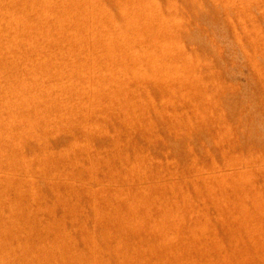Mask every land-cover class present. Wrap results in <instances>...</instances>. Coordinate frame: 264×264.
Listing matches in <instances>:
<instances>
[{"label":"bare ground","instance_id":"obj_1","mask_svg":"<svg viewBox=\"0 0 264 264\" xmlns=\"http://www.w3.org/2000/svg\"><path fill=\"white\" fill-rule=\"evenodd\" d=\"M230 1L248 26L250 0ZM183 8L0 0V264H113L118 248V264H264V179L254 173L262 160L232 127L239 115L223 119L240 102L214 100L223 83L212 66L217 34L191 46L202 26L187 25ZM249 26L238 40L264 39L257 22ZM256 67L259 86L264 67ZM221 164L228 169L219 173ZM130 241L131 251L120 247Z\"/></svg>","mask_w":264,"mask_h":264},{"label":"rangeland","instance_id":"obj_2","mask_svg":"<svg viewBox=\"0 0 264 264\" xmlns=\"http://www.w3.org/2000/svg\"><path fill=\"white\" fill-rule=\"evenodd\" d=\"M164 1V0H163ZM181 1V2H180ZM220 1V2H219ZM176 2L178 3V4H180V6L184 9V10H186V16H185V21H186V24L187 25H189V26H195V28H192V29H196V28H199V27H201L200 29L203 31L202 33H200V35H199V37L197 36V34L196 33H194V37H195V34H196V38L193 40V41H191L190 43L192 44L191 46H193V47H195V45H199L200 44V46L201 45H203V42L200 40V39H197V38H202V37H206V36H208L209 35V37H210V35H215V34H217V36H211L210 38H212V37H214V39H215V42H217L218 40H219V42H221V43H219V42H217V43H214L215 44V48L217 49V52L216 53H219L218 51H220V54L219 55H217L216 57H215V60H214V58H213V61H214V63L212 64V66L214 67V69L217 71V72H219V73H221L222 74V76H221V79H218V80H220L221 82L223 81V83H222V85L218 88V90H216V91H214V100H215V102L216 103H218V104H225V103H227L231 98H233V99H235L236 101L238 100V102H240V104H239V106L238 105H236V107L235 108H237V111H236V109H234L233 107H231V108H228V107H224L226 110L224 111V114H223V119L224 120H226L230 115H232V114H236L235 116L237 117V115H239L238 116V120H236V122H232V127L235 129V130H237L236 132L237 133H239V132H246V133H248V135L250 136V138L248 139V142L250 143V145L253 147V151H252V158H258V159H260V160H262L261 161V166L260 167H256V168H254V173H255V178L257 179V180H260V179H264V151H263V149H261V147L259 146V147H256V142L258 141V139L260 138V137H264V82L263 83H261L259 86H258V84H257V80H256V78L257 77H259V75H258V68L256 67V64L258 63H260V65L261 66H263L264 67V60H262V58L260 57V55H259V51H254V49H255V43H257L256 41L258 40H260V41H264V39H262V38H260L261 36H259L257 39H256V41L255 40H246V42H245V40H243V41H240V40H238V39H240V38H242V39H245V38H247V36H246V32L247 31H249V28H250V23L252 22V21H254V22H257L258 23V25H259V35H261V33L263 34L264 33V0H250L249 2H248V4L246 5V9H248V12L251 14V22L249 23L248 22V26H244V25H242V24H240V21L238 22V20H240L239 18L241 17V15H242V17H245V15H244V13H240L239 15L237 14V12H238V8H237V4L239 3V2H235L234 3V1L232 2V1H230V0H227V2L231 5V7H230V5L228 4V6H226V4L227 3H225V1L224 0H203L202 2H201V0H176ZM199 2V3H198ZM203 2H204V4H203ZM203 5H202V4ZM237 3V4H236ZM190 4H191V6H190ZM207 4V5H206ZM220 4V5H219ZM193 5V6H192ZM200 7H202V8H200ZM218 5V6H217ZM251 5V6H250ZM253 5V6H252ZM208 7V11L206 10V8ZM233 6V7H232ZM248 6H250V7H248ZM186 7H188V9H189V7L191 8V11H192V9H193V12H190L188 9H186ZM198 7H199V9H198ZM209 8H210V11H209ZM257 8V9H256ZM195 9H197V10H195ZM211 9H212V11H211ZM258 10V11H257ZM197 11V12H196ZM207 12V15L209 16H206L205 17V15L204 14H206V12ZM210 12V13H209ZM192 13V14H191ZM194 13V14H193ZM209 13V14H208ZM234 13H236V14H234ZM239 13V12H238ZM192 15V16H191ZM195 15V16H194ZM196 15H197V17H196ZM198 15H200V17L198 16ZM212 15V16H211ZM187 17V18H186ZM193 17H194V20H197L196 18H199L197 21V23L195 22V21H193ZM201 18H206V19H201ZM217 18V19H216ZM187 19H189L188 20V22H187ZM208 22H207V21ZM190 21H192V22H190ZM201 21V22H200ZM189 22H190V24H189ZM202 23V24H200V23ZM45 23V25L42 23L41 24V28L44 26V28L43 29H45L46 27H47V22H44ZM194 23V24H193ZM199 23V24H198ZM193 24V25H192ZM204 24H206V28L204 27ZM209 26V31H208V26ZM197 26H199V27H197ZM216 26V27H215ZM204 28H205V31H207V32H209V33H206L205 35L203 34V33H205V31H204ZM211 29H213V31L211 32ZM262 29V30H261ZM216 33H215V32ZM220 31H221V33H220ZM223 31V32H222ZM210 33H212V34H210ZM223 33V34H222ZM208 34V35H207ZM222 34V35H221ZM192 36V37H193ZM224 36V37H223ZM227 36V37H226ZM237 36H238V38H237ZM193 37V38H194ZM220 37V38H219ZM222 38V39H221ZM227 40H226V39ZM213 39V38H212ZM213 39V40H214ZM197 40V41H196ZM203 40V39H202ZM221 40V41H220ZM235 40V43L233 42V41ZM196 43H195V42ZM201 41V42H200ZM253 41H255V43L253 42ZM193 42V43H192ZM225 42V43H224ZM239 42H242V43H239ZM249 44H248V43ZM194 43H195V45H194ZM254 45H253V44ZM221 44V45H220ZM233 44L235 45V44H239L238 46L237 45H235V46H233ZM244 44H246V45H244ZM227 45V46H226ZM241 45L243 46V48L241 47ZM200 46H196V47H200ZM217 46V47H216ZM220 47H222L223 49H221ZM232 47H234L233 49L235 50V51H233L232 50ZM241 47V48H240ZM224 48H225V50H224ZM245 48V49H244ZM252 48H253V50H252ZM238 49V50H237ZM241 49V50H240ZM245 50V51H244ZM233 51V52H232ZM21 52H26V51H21ZM198 53L199 52H202V51H197ZM204 52H206V53H209V52H212V51H203L202 53H204ZM225 53L223 56L224 57H222L221 55L223 54V53ZM228 52V53H227ZM249 52V53H248ZM253 52V53H252ZM222 53V54H221ZM227 53V54H226ZM242 53V54H241ZM228 54H230V55H228ZM225 55L227 56V57H229V56H231L232 58H230L229 57V59L230 60H228L227 59V57H226V60L225 59H223V58H225ZM234 55H235V57H234ZM243 55H251V56H249L248 58V66L246 65V61H244V59H243V57H241V56H243ZM258 56H259V58H258ZM217 58V59H216ZM219 58V59H218ZM238 58V59H237ZM222 59V60H221ZM250 59H251V61H250ZM216 60H218L219 62H221L222 61V63H219L218 61H216ZM231 61V62H228V61ZM233 60V61H232ZM216 61V62H215ZM224 63H225V65H224ZM231 64V66L233 65V67H231V66H229L230 64ZM217 64V65H216ZM222 64V65H221ZM229 64V65H228ZM253 65V66H252ZM226 66V67H225ZM247 66V67H246ZM218 67V68H217ZM227 67H229V69H228V71H227ZM236 67V68H235ZM233 68V69H232ZM238 68V69H237ZM254 68V69H253ZM221 69V70H220ZM227 71H225V70ZM237 69V70H236ZM239 69H240V71H239ZM256 70V71H255ZM231 73H230V72ZM224 72V73H223ZM241 73V74H240ZM257 74V75H256ZM242 79V80H241ZM250 80V81H249ZM227 81V82H226ZM232 81V82H231ZM231 83V84H230ZM242 84V85H241ZM235 85V86H234ZM28 87V86H27ZM27 87H25L24 89H26ZM239 87V88H238ZM260 89V90H259ZM113 90L115 91V93H118V91H119V88L118 87H113ZM225 90V91H224ZM238 90V91H237ZM222 91H224L225 92V94H224V92H222ZM260 91V92H259ZM261 97V98H260ZM263 97V98H262ZM75 98V97H74ZM251 99V100H250ZM250 101V102H249ZM253 104H252V103ZM244 104H246L245 106H244ZM250 105V106H249ZM233 106V105H232ZM249 109H251V110H249ZM78 110V109H77ZM242 110H245L244 112L242 111ZM249 110V111H248ZM260 110V111H259ZM227 112V113H226ZM232 112V113H231ZM250 112V113H249ZM263 113V114H262ZM37 114H41V113H37ZM251 116H253L254 118L253 119H251L252 117ZM258 116V117H257ZM245 118V119H244ZM250 118V119H249ZM41 120V119H40ZM251 122H250V121ZM258 120H260V121H258ZM54 121H55V123L57 122V119H55V120H52V121H48L49 123H45V125L44 126H46V127H49L50 125H52V124H54ZM250 122V124H249V122ZM257 122V123H256ZM241 123H243V124H241ZM44 124V123H43ZM250 125V126H249ZM242 126H243V130H242ZM247 128H246V127ZM257 126L259 127V128H257ZM244 127H245V129H244ZM252 127V128H251ZM249 129V130H248ZM47 130H49L48 132H50V131H52L50 128H47ZM46 130V131H47ZM242 130V131H241ZM251 130V131H250ZM149 131H151V129L149 130ZM45 132V131H44ZM171 132H174V128H172L171 129ZM250 132V133H249ZM259 134V136H257ZM172 135V134H171ZM80 136H82V135H79V137ZM79 137H77L76 138V142L77 143H79V144H82L83 143V139H82V137L81 138H79ZM135 134H132V135H129V137H127V138H125V139H123L122 140V143H121V146H119V152H120V150H123L124 148H126L127 147V144H128V146H129V142H131V144H133L134 143V140H135ZM169 137V138H168ZM166 139H165V141L167 142V143H170V142H172L173 141V139L171 138V136H168ZM79 138V139H78ZM170 138H171V140H170ZM258 138V139H257ZM169 139V140H168ZM80 140H82V141H80ZM129 141V142H128ZM169 141V142H168ZM252 142V143H251ZM127 143V144H126ZM125 144V145H124ZM66 144L64 143V145L63 146H65ZM124 145V146H123ZM62 146V147H63ZM122 148V149H121ZM261 150V151H260ZM52 157V158H51ZM50 158H51V161H50V158H49V162L52 164V165H56L55 163L57 162L53 157V155L51 156ZM52 159H54L55 161H54V163H52L53 162V160ZM50 163H48V165H50ZM228 169V166L226 165V164H221L220 165V167H217V170L219 171V173H221V172H225L226 170ZM260 172V173H258V171ZM260 174V175H259ZM260 178H259V177ZM116 177H118V176H116ZM86 182V183H85ZM83 183H85L84 184V187H83ZM83 183H82V181L80 182V183H78V188H79V190H81L80 192L81 193H84L85 191H88V189L89 188H87L88 186L90 187V184H88V181H83ZM81 186H80V185ZM88 184V185H87ZM64 185H62L61 187H63ZM57 187H59L58 185H56L54 188H57ZM81 187H82V189H81ZM151 187H153L152 185H151ZM148 188H150V185H149V187ZM84 189V190H83ZM152 189V191H153V188H151ZM84 191V192H83ZM65 192V191H64ZM66 192H67V190H66ZM61 193H63V192H61ZM78 193H79V191H78ZM221 211V209H220V207L219 208H216V209H214L213 210V214H212V218H214L213 220H212V218H210V220H212V222L213 221H215L216 219H217V216H218V213ZM214 215V216H213ZM152 234L153 233H151L150 232V234H149V236H148V238H153V236H152ZM150 236H152V237H150ZM131 240V239H130ZM125 246H123V245H121L120 247H122V248H124V250H129L130 249V251L132 250V248H128V246L130 247L131 246V241H130V243H127V244H124ZM127 249H126V248ZM227 248V249H226ZM119 250L118 251H116L117 249H114V251L112 252L113 254L112 255H114L113 257H117V261L119 260L118 259V255H120L121 253L120 252H123V250L122 251H120V248H118ZM230 249V247H228V246H225L224 247V250L225 251H230L229 250ZM138 250H140V249H138ZM142 250H144V248H142ZM120 251V252H119ZM115 252V253H114ZM141 252V253H140ZM118 253H120V254H118ZM143 252L140 250L139 252H138V254H140V256H142L143 254H142ZM118 254V255H117ZM138 257H140L139 255H137ZM111 258V260H113V261H111L112 263L114 262H116L115 264H118L119 263V261H118V263H117V261H116V259H114V258ZM83 258H87V257H83ZM115 260V261H114ZM85 259H84V264H91L90 262H86L85 263ZM113 263V264H114Z\"/></svg>","mask_w":264,"mask_h":264}]
</instances>
